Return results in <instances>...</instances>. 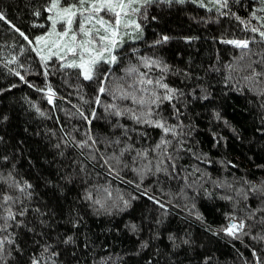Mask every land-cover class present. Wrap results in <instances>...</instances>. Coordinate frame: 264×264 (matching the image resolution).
Returning a JSON list of instances; mask_svg holds the SVG:
<instances>
[{"label": "trees", "instance_id": "obj_1", "mask_svg": "<svg viewBox=\"0 0 264 264\" xmlns=\"http://www.w3.org/2000/svg\"><path fill=\"white\" fill-rule=\"evenodd\" d=\"M45 3L47 0H0V11L34 38L47 30ZM256 4L258 0H230V10L251 19L250 13ZM36 8L41 9L40 17L33 15ZM217 15L214 9L208 12L191 0L184 5L157 3L149 9L148 19L142 20V37L125 43L124 62L116 68L117 74H123L120 69L129 59L134 63L140 56L163 59L172 69L166 75L167 82L180 88L187 98L177 103L183 113L181 119L185 124L191 122L195 126L193 135L185 137V148H191L196 155L181 150L174 176L160 173L157 178V175H149L143 181V188L130 183L133 179L138 181L130 167L121 166L119 178L109 176L105 167L87 159V153L93 149H83L85 155L82 156L80 150L71 146V141L68 146L63 143L70 140L65 132L77 139H85L86 130L91 128V134L98 140L96 148L105 153L119 152L123 143L129 141L121 135L123 128L112 125L120 121L130 127L143 126L135 124L128 116L105 113L104 105L111 103V96L101 94V103L96 104L94 82L81 78L88 97V103H84L72 86L74 76L62 75L49 67L50 75L45 78L43 65L32 46L7 21L0 19V88L4 89L0 92V202L5 192L19 197L13 207L20 209L22 200L23 205L28 206L29 226H35L37 233H44L41 236L13 227L11 231L17 232L16 239L25 251L10 264H27L30 254L40 252V245H34L33 240L52 242V250L61 253L58 258L61 264H205V256L210 257L207 264H244L245 258L248 264H253V247L264 257V241L253 240L251 236H245L241 241L224 233L215 234V229L226 223V213L237 211L243 216L246 204L256 208L260 203L261 197L257 194L250 193L245 201L243 191L238 193L237 190H248L251 185L247 181L257 184L264 181V167H261L264 165V95L253 90L264 89V76L253 81L250 87L244 78L251 70L246 67L241 70V66H246L255 57L237 60L241 50L225 42L254 34L234 15L218 19ZM153 16L157 19H152ZM33 20L37 23L33 24ZM251 22L258 23L254 19ZM162 34L171 39L154 44L153 41ZM185 36L194 39L185 40ZM259 47L253 43L252 52H259ZM49 63L54 64L55 58ZM229 64L233 65L232 69L228 68ZM256 67L264 65L257 63ZM12 69L25 79L20 80ZM159 71L155 70V73ZM49 83L58 93L54 104L48 101L46 92L39 91ZM9 84L16 86L9 88ZM193 89L197 93L203 89L211 95L206 99L194 98ZM184 103H187V110ZM78 104L85 112L96 109L97 116L92 125L78 114ZM165 107H168L167 102ZM215 111L222 119L215 118ZM225 119L228 124L224 123ZM171 120L175 122L174 117ZM146 130L150 135L139 139L137 133H130L131 142L137 148L149 147L158 141L159 129L149 127ZM214 132L219 137L213 136ZM117 136L122 141L120 145L106 143ZM58 143L59 148L56 147ZM61 151L63 155H60ZM202 152L209 153L212 163L197 159ZM96 154L99 156V152ZM151 155L154 157L155 152ZM5 156L7 161L3 159ZM130 157L131 154L126 153L124 159L128 161ZM81 161L87 165L86 170H81ZM152 162L155 164V159ZM13 179L20 183L27 180L32 185L27 189L31 197L21 195ZM97 184H111L113 196L119 192L125 198L135 194L137 199L128 208L97 213L83 198L85 189L91 190L90 186ZM145 191L148 196L143 194ZM223 195L232 196L233 200H226ZM151 196L161 199L169 207L156 205L149 198ZM235 201H239L237 209L233 208ZM192 204L196 206L194 209ZM186 207L191 211H186ZM37 208L44 213L42 218L48 221L47 225H40ZM197 210L203 214V221L193 214ZM2 214L0 207V222ZM77 219L80 223L74 225L73 221ZM133 223L137 225V231L131 230ZM248 223L253 234L264 229L259 216ZM209 227L213 231H209ZM6 234L0 232V235ZM170 234L175 236V241L169 240ZM68 235L73 236L75 243H63ZM185 238L190 243H183ZM142 241H147L148 246L142 247ZM174 243L178 246L173 247Z\"/></svg>", "mask_w": 264, "mask_h": 264}, {"label": "snow or ice", "instance_id": "obj_2", "mask_svg": "<svg viewBox=\"0 0 264 264\" xmlns=\"http://www.w3.org/2000/svg\"><path fill=\"white\" fill-rule=\"evenodd\" d=\"M187 2L188 0H47V3L43 5V10L47 14L46 21L49 22L47 30L35 35L34 38H30L25 31L8 18L4 11H0V19L7 21L32 46V49L39 57L40 64L43 65L42 75L45 78L50 75L49 67H54L62 75L67 73L69 76H74L76 79L72 82V86L77 89L76 94L79 95L80 100L84 101V103H88V97L81 78L84 81L94 82L96 86L94 102L96 104L101 103V94L111 96V103L104 105L105 113L109 116H128L135 124L143 126L140 128L130 127L127 124H121L120 121H116L112 125L113 128H123L121 135L129 141L123 143V147L119 148V152L105 153L96 148L98 140L96 136L91 134V128L86 130L85 139H77L76 136L65 132L64 135L69 136L70 140L66 139L63 141L65 146H68L71 141V146L80 150V155L82 156L85 155L83 149H93L92 152L87 153V159L98 162L101 167H105L109 176L115 175L119 178L122 171L121 166L123 168L130 167L139 181L133 179L130 183L137 188H143V181L149 175H157V178H159L158 174L160 173L169 177L174 176L177 158L181 150H186L196 155L191 148H185V137L193 135L195 126L191 122L185 124L184 120L181 119L183 113L177 107V103L182 98L185 100L187 98L180 88L174 87L167 82L166 75L172 69L163 59L153 56H140L135 63L129 59L124 67L120 69L123 73L122 75L117 74L116 68L124 62L125 53L123 50L125 43L142 37L144 31L142 20L148 19L149 9L154 4L172 6L173 4L184 5ZM191 3L199 5L208 12L214 9L218 14L217 19L220 16L234 15L237 20L241 21L246 30L250 29L254 34L243 39L233 38L225 41L241 50L240 55L235 59L244 60L245 56L255 57L246 66H241V70H244L245 67L251 70L250 74L245 76L244 79L252 87L253 81L264 76V67H256L257 63L264 65V0H258V4L253 6V10L250 13L251 19H245L236 13H231L230 0H191ZM224 9H229V11H223ZM33 15L40 17L41 9H34ZM152 19H157V17L153 16ZM252 19L258 23L253 24L251 22ZM32 23L36 24L37 22L33 20ZM170 39L169 35L162 34L153 43L161 44ZM183 39L190 41L194 37L185 36ZM221 39L223 40V37ZM253 43L260 46L259 52H252L251 45ZM21 51H23V46H21ZM132 51H136V49H132ZM54 58L55 63L50 65L49 62L53 61ZM20 67L24 66L20 65ZM232 67V64L228 65L229 69H232ZM142 69H147V71ZM155 70L160 71L156 74ZM12 71L20 80L25 79L16 69H12ZM227 82L225 80V83ZM65 83H68V80H65ZM15 86L14 84L8 85L9 88ZM33 86L35 87V85ZM253 90L264 95V89L257 87L253 88ZM2 91L4 89L0 88V92ZM39 91L46 92L48 101L54 104L58 93L51 83L44 88H40ZM208 95H211V93L203 89L201 93H197L195 89L192 90L194 98L206 99ZM166 102L167 108L165 107ZM183 106L187 110V103H184ZM76 107L78 114L89 125H92L93 118L97 116L96 109L92 108L89 113L85 112L84 108L79 104ZM36 110L40 112L39 108ZM214 114L217 120L222 119L218 111H215ZM171 117L175 118V122H172ZM4 119H7V117L5 116ZM224 123L228 124V121L225 119ZM149 127L159 129L158 141L149 147L137 148L135 143L131 142L130 133H137V139L148 137L150 133L146 129ZM233 131L235 132L236 129L233 128ZM213 136L219 137V134L214 132ZM106 143L120 145L122 141L117 136L114 140H106ZM174 144L175 147H173ZM56 147L59 148L60 144L58 143ZM153 151L155 152L154 157L151 155ZM97 152H99V156H97ZM126 153L131 154L128 161L124 159ZM63 154V151H61L60 155ZM3 159L7 161L8 157L5 156ZM153 159L156 161L155 164L152 162ZM197 159L212 163L209 153L202 152ZM169 161L171 163H168ZM221 163H224V161H221ZM227 163L233 164L234 162L227 161ZM79 164L81 170H86L87 165L83 161L79 162ZM261 167H264V165ZM125 180H127V177H125ZM184 180H188L187 175L184 176ZM13 183L21 195L31 197V192H28L27 189L31 188L32 185L27 180L20 183L13 179ZM247 183L251 187L246 191L238 189V193L243 191L245 201H247L250 193L257 194L261 197L260 203L256 208L246 204V212L243 216H239L237 211L226 213V223L219 225L215 229L216 235L224 233L241 241H243V237L251 236L253 240L264 241V229L253 234L248 223L250 219L256 220L257 216H259V223L264 224V181L259 184L252 181H247ZM220 186L224 187L223 184ZM90 187L91 190L85 189L83 198L90 202L89 207H92L97 213L100 210L111 213L115 209L128 208L131 206L132 201L137 199L135 194H132L130 198H125L119 192L113 196L111 184H97ZM163 190L161 188V191ZM143 194L148 196L147 191ZM149 198L162 208L167 209L169 207V204L163 203L161 199H157L155 196ZM222 198L233 200V197L228 195H223ZM17 200H19V197H13L5 192L2 196V202H0V207L3 208L0 232L7 233L6 235H0V264H10L12 259L17 255H23L25 251V247L16 239L17 232L11 231L13 227L37 233L35 226L30 227L27 221V216L29 215L28 206H24L23 201L20 200L21 208L16 209L13 207ZM238 206L239 201H235L233 208L237 209ZM195 207V204H192L191 208L194 209ZM185 210L191 211L187 207ZM36 211L40 214L37 218L40 225H47L48 221L42 218L44 213L39 208ZM193 214L200 220H204L203 214L198 210ZM164 215L166 216L167 213L165 212ZM79 223V219L73 221L74 225ZM131 230L137 231V225L131 224ZM209 231H213V228L209 227ZM37 234L44 235L43 232ZM175 239L174 235H169V240L175 241ZM68 242L75 243L72 235H68L63 241L65 244ZM32 243L34 245L39 244L41 250L38 254H30L27 264H61L58 259L61 253L52 250V242L41 243L38 240H33ZM141 243L142 247L148 246L147 241H142ZM183 243H190V240L185 238ZM177 246L175 243L173 244V247ZM251 254L254 258L253 264H264V257L257 252L256 248L253 247L251 249ZM209 260L210 257H204L205 264ZM244 264H248L246 258Z\"/></svg>", "mask_w": 264, "mask_h": 264}, {"label": "bare ground", "instance_id": "obj_3", "mask_svg": "<svg viewBox=\"0 0 264 264\" xmlns=\"http://www.w3.org/2000/svg\"><path fill=\"white\" fill-rule=\"evenodd\" d=\"M33 53V52H32Z\"/></svg>", "mask_w": 264, "mask_h": 264}]
</instances>
